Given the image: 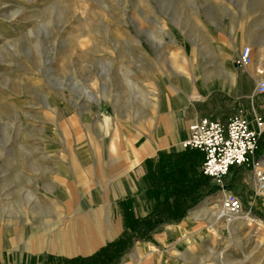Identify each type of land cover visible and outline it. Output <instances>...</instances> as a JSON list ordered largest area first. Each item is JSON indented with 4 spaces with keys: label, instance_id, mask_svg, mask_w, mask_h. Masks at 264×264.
<instances>
[{
    "label": "rangeland",
    "instance_id": "obj_1",
    "mask_svg": "<svg viewBox=\"0 0 264 264\" xmlns=\"http://www.w3.org/2000/svg\"><path fill=\"white\" fill-rule=\"evenodd\" d=\"M243 46L252 64L234 68ZM250 75L264 78V0H0V244L10 264H65L126 237L119 200L131 197L136 217L151 212L147 171L160 152L182 149L192 119L264 118V93ZM174 120L182 125L176 147L143 157L120 183L126 191L119 188L125 176L112 177L110 167L125 160L107 153L118 142L114 130L172 137ZM255 154L264 172V131ZM205 179L196 190L209 192L189 214L204 205L218 215L221 190ZM223 183L252 218L239 221L237 232L219 215L200 242L164 236L177 217L157 212L154 226L140 224L108 264H219L244 239L249 252L257 250L251 259L261 255L264 264V193L250 163L231 166ZM92 212L106 215L110 237L75 253L40 247L44 230Z\"/></svg>",
    "mask_w": 264,
    "mask_h": 264
},
{
    "label": "built area",
    "instance_id": "obj_2",
    "mask_svg": "<svg viewBox=\"0 0 264 264\" xmlns=\"http://www.w3.org/2000/svg\"><path fill=\"white\" fill-rule=\"evenodd\" d=\"M232 63L234 68L250 64L249 47L243 46ZM257 93H264V82L257 84ZM263 131L264 118L256 114L251 119L240 115L225 120L198 117L188 123L180 140L181 148L192 147L202 152L200 171L220 188L218 209L227 220L244 214L237 194L223 187L224 175L231 166L250 163L258 187L263 186L264 172L258 168L260 157L255 154Z\"/></svg>",
    "mask_w": 264,
    "mask_h": 264
},
{
    "label": "trees",
    "instance_id": "obj_3",
    "mask_svg": "<svg viewBox=\"0 0 264 264\" xmlns=\"http://www.w3.org/2000/svg\"><path fill=\"white\" fill-rule=\"evenodd\" d=\"M202 158V152L196 148L185 147L179 151L160 152L154 162V167L148 169L147 174L154 178L153 184L147 188V196L155 200L153 209L143 217H136L130 213V198L119 200L122 209V219L129 233L107 241L96 251L85 256H74L64 259L65 264H108L124 248V239L137 233V227L142 224L146 228H152L157 218H150L152 214L167 213L176 218L183 215L185 209L194 204L200 196L208 193V190L197 191L198 186L205 182L207 176L201 174L196 165ZM145 161H150L146 159ZM161 208L157 211V206ZM59 264V263H58Z\"/></svg>",
    "mask_w": 264,
    "mask_h": 264
},
{
    "label": "bare ground",
    "instance_id": "obj_4",
    "mask_svg": "<svg viewBox=\"0 0 264 264\" xmlns=\"http://www.w3.org/2000/svg\"><path fill=\"white\" fill-rule=\"evenodd\" d=\"M251 64L252 62L249 65ZM228 70L229 73H231L230 75L233 76L232 68L229 67ZM259 82H264V78L260 79L258 83ZM211 88L212 86H210L207 91H209ZM202 97L203 96L201 95L194 96L195 99H200ZM174 123V133L172 134V137H170L171 135L162 136L163 131H161L160 136L151 135L142 137L136 135L134 137H121L122 135L119 136L118 130L115 129L114 137L118 138V142L114 141V139L111 141L107 152L108 158H113L115 160L118 157H122L125 161L119 162L116 165L110 167L111 172H113L112 177L118 179L119 177L125 176V178H127L126 175L130 173L133 165L140 161L146 155L153 154L156 149L170 150L175 148L176 144L173 142V140L181 135L182 125L180 124V122H177L175 120ZM258 164L260 167V162ZM257 191L259 193H264V182L263 186L257 187ZM202 207L204 209L203 211L208 212L207 206L202 205ZM216 209L218 215H220L218 206L216 207ZM246 214L241 217H245ZM81 220L82 221L79 222L75 221L73 226H63L60 230L55 229L56 231L54 230L52 233L50 232L52 231V229L44 230L46 236H44V243L40 247H46L49 250H53L56 252L75 253L78 251L89 250L104 237H110L112 235L111 232H104V228L106 227L105 221L107 220V217L106 215H102V213L98 215L96 214V212H92L91 214L86 215V217L82 218ZM82 228H85L86 232L82 230ZM6 250V244H0V264H8V261L12 258ZM137 251L140 254L142 253V250Z\"/></svg>",
    "mask_w": 264,
    "mask_h": 264
},
{
    "label": "crops",
    "instance_id": "obj_5",
    "mask_svg": "<svg viewBox=\"0 0 264 264\" xmlns=\"http://www.w3.org/2000/svg\"><path fill=\"white\" fill-rule=\"evenodd\" d=\"M251 77L254 78V80L256 81V85H257V83L260 79L257 80L255 77H253V76H251ZM229 87L231 88L229 93L230 94L232 93L234 95L235 94L234 87L232 85H230ZM209 118H210V116H209ZM198 167H199V163L196 165L197 170H198ZM124 181L127 183V178H125L124 180L120 179L119 188H121L123 191H126L123 188L124 186L122 184H120ZM232 189L235 190L236 188L232 187ZM197 191H199V190H197ZM129 198H130V202H131L132 198L131 197H129ZM187 208L185 209V212L183 213L182 216L177 217L176 219H174L170 223H166L162 229V233L164 236H167V235L168 236L169 235L170 236L175 235L176 237L188 236V237L192 238L193 240H197L200 242L202 239L205 238V236H207L206 231H205V224L213 222L214 220H216V217H218L219 215L210 214L208 212L203 211L204 209L202 206L197 211H194L195 212L194 214H189ZM241 219L242 220L235 218V219H232L228 222L226 220V218H225V220L221 218V220H224L223 224L225 225V227L228 223H230L231 224L230 227L232 228L231 231L236 230V232H237V230H239V227L241 226V225L237 226L239 221L248 222V221L252 220V218L249 214H246L245 217H241ZM245 240L246 239H244V241L240 240V243L238 245H236V247L234 249L233 248H229V249L227 248L226 249V256L228 257L227 258L228 260L216 261V262H218L219 264H261V262H262L261 255L256 257V259H253V258L251 259L252 256L257 254V250H251L249 252L247 247H246V244L244 243ZM137 250H139V249H136L135 253L139 254ZM140 250H142V252H143L144 249H140ZM193 252L197 253L198 255L201 253L199 250H196V248H193ZM248 254H250V255H248ZM11 259L8 261L9 262L8 264H10ZM202 263L203 262H199V264H202ZM21 264H23V262H21Z\"/></svg>",
    "mask_w": 264,
    "mask_h": 264
}]
</instances>
